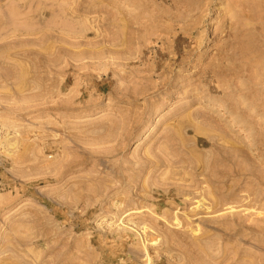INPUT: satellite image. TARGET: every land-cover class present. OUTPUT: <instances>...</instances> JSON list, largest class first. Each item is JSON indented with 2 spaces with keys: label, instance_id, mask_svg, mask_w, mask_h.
Here are the masks:
<instances>
[{
  "label": "rangeland",
  "instance_id": "rangeland-1",
  "mask_svg": "<svg viewBox=\"0 0 264 264\" xmlns=\"http://www.w3.org/2000/svg\"><path fill=\"white\" fill-rule=\"evenodd\" d=\"M12 6L0 264H264V0Z\"/></svg>",
  "mask_w": 264,
  "mask_h": 264
},
{
  "label": "bare ground",
  "instance_id": "bare-ground-1",
  "mask_svg": "<svg viewBox=\"0 0 264 264\" xmlns=\"http://www.w3.org/2000/svg\"><path fill=\"white\" fill-rule=\"evenodd\" d=\"M28 7V6H27ZM7 8V7H6ZM29 9V8H28ZM27 9V10H28ZM36 12V11H34ZM1 13V12H0ZM38 22L32 17V15L30 14H23V13H20L19 10L17 9V7L15 6H12L8 9L7 13H3V14H0V38H2L5 34H6V31L11 29L13 30V28H17V26L19 25H23L25 27H29V28H33L35 26H37ZM57 24V23H56ZM56 26V25H55ZM66 26V25H65ZM20 28V27H19ZM28 28V29H29ZM22 29V28H21ZM25 29V28H23ZM26 29V30H28ZM46 29V28H45ZM44 30V28H43ZM35 33V32H33ZM23 34V33H22ZM12 35V34H11ZM14 36V35H13ZM9 37V36H8ZM4 39V38H3ZM10 39V37H9ZM22 40V39H21ZM20 40V41H21ZM1 41V40H0ZM9 45V44H8ZM26 52V51H25ZM36 52V51H35ZM24 55V54H22ZM23 57V56H22ZM27 58V57H26ZM34 59V58H33ZM37 60V59H36ZM41 63V62H40ZM37 65V64H36ZM36 67V66H35ZM8 79V78H7ZM98 139V138H97ZM109 141V140H108ZM216 141V140H215ZM213 148L217 147L215 144H212ZM162 155V154H161ZM168 156V154H167ZM162 157V156H161ZM168 158V157H167ZM164 159V158H163ZM146 160V159H145ZM155 162V161H154ZM169 162V161H168ZM167 162V163H168ZM150 163V162H149ZM197 165V164H196ZM205 165V164H204ZM205 166H203L202 170H200V174L204 176V179L202 180L203 183H216V181H218V178H215V180H211L212 179V176L213 174H208L206 175L204 172H205ZM159 169V168H158ZM209 173V172H208ZM138 176V175H137ZM143 177V176H142ZM199 178V177H198ZM224 182V181H222ZM221 183V182H220ZM196 188V187H195ZM193 189V188H192ZM195 191V190H194ZM206 191V190H205ZM200 192H201V189H200ZM228 200H225V201H219L217 200L216 198L211 201L210 203V208L212 210H218L220 207H222L223 205H227V202ZM174 221V220H173ZM139 222V221H138Z\"/></svg>",
  "mask_w": 264,
  "mask_h": 264
}]
</instances>
